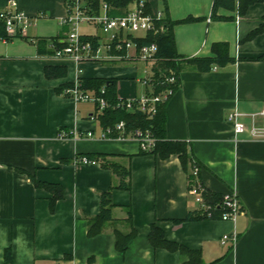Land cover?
I'll return each mask as SVG.
<instances>
[{
  "label": "crops",
  "instance_id": "1",
  "mask_svg": "<svg viewBox=\"0 0 264 264\" xmlns=\"http://www.w3.org/2000/svg\"><path fill=\"white\" fill-rule=\"evenodd\" d=\"M69 1L18 0L34 19L26 36H9L0 23V264H6L7 250L11 264H182L178 251L152 246L154 223L168 240L200 251L205 264H264V138L247 133L237 138L227 118L238 110L251 124L250 114L264 108V32L250 37L263 23L264 2L251 4L244 15L220 8L218 15L227 19L215 20L214 0H146L171 21L201 18L174 26L184 62L180 87L165 107L166 137L186 144L210 193L222 197L235 188L244 207L235 223L216 216L179 224L175 221L199 210L188 193L192 163L186 169L177 154L162 158L141 153L134 140L102 138L100 122L92 118L95 107L63 92L74 82L77 67L82 78L118 79L122 97L150 90L138 82L143 62L78 65L53 56L52 41L65 38L61 21ZM85 25V36H102L92 30L96 26ZM216 43H226L234 61L207 70L190 62L214 58ZM47 67L66 74L49 77ZM255 123L264 126V117L256 116ZM61 129L72 135L60 137ZM79 156L97 163H75ZM106 161L130 170V190L116 187L120 178L102 165ZM31 177L57 187H38ZM111 187L117 223L90 236L89 219L100 214L102 195ZM56 188H62L63 197L52 207ZM132 225L137 235L121 253L113 227L128 233ZM234 230L236 244L223 243Z\"/></svg>",
  "mask_w": 264,
  "mask_h": 264
},
{
  "label": "built area",
  "instance_id": "2",
  "mask_svg": "<svg viewBox=\"0 0 264 264\" xmlns=\"http://www.w3.org/2000/svg\"><path fill=\"white\" fill-rule=\"evenodd\" d=\"M99 9L84 0H71L67 3V14L62 19L61 25L67 26L63 41L54 40L50 47L53 56L57 59H71L78 65L85 62L114 63L120 61L143 62L144 74L138 82L150 88L148 92L139 97H122L117 95L115 101L106 97V88L103 86L99 91L85 89L82 86V68L77 67L76 78L71 86L64 89V94L72 97L76 102H87L95 106L96 113L93 119L108 109L126 108L128 111H139L149 119H153L158 111V105L166 103L174 95V86L178 85L180 76L170 68L165 72L166 86L157 94L152 93L155 66L158 62V44L142 43L149 35H157L163 31L162 21L165 18L162 11L151 10L146 0H133L127 6L125 12L120 15H111V5L107 0H98ZM237 20H240L238 16ZM34 19L21 9L18 0H8L0 8V23L9 36H26L33 25ZM85 24L96 26L102 36H85L81 27ZM246 114L235 110L228 114V120L233 124L234 133L239 135L247 133L251 138H264V126L255 123L256 116L264 117V108L250 114L251 124H247L243 117ZM75 135V133H73ZM72 133L66 129L59 131L60 137H70ZM76 136V135H75ZM92 136V133H88ZM102 138L126 140L131 139L139 144L140 150L150 152L154 150L157 139L150 129L127 130L125 121H120L114 126L102 128ZM75 163L96 164L87 156L76 157ZM206 186L201 174L200 164L194 163L191 167L188 193L198 204L202 215L213 217L215 211L220 212V218L225 221L236 222L244 211L238 191L234 188L224 194L217 203L207 201L205 197ZM238 240L237 231L227 233L222 242L231 241L233 246Z\"/></svg>",
  "mask_w": 264,
  "mask_h": 264
},
{
  "label": "trees",
  "instance_id": "3",
  "mask_svg": "<svg viewBox=\"0 0 264 264\" xmlns=\"http://www.w3.org/2000/svg\"><path fill=\"white\" fill-rule=\"evenodd\" d=\"M8 0H0V8L3 7ZM111 5L110 14L111 15H120L123 14L131 2V0H107ZM94 8V10L99 9L98 0H89L88 1ZM255 2H264V0H214L212 18L215 20H224L227 19L225 16L218 15L220 8H225L228 10H238L240 15H244L249 6ZM201 18L196 17H186L184 19L171 21L168 17H165L161 22L163 25V31L157 35H149L146 40H143L142 43H152L156 42L158 44V62L155 66V77L153 80L152 93L157 94L163 90L166 86L165 83V72L173 68L177 74L180 76V71L182 68V63L184 59L176 50L175 36H174V26L181 23H188L199 20ZM1 25V24H0ZM264 32V20L260 27L254 31L250 37H254L260 33ZM47 41L46 39H43ZM213 52L215 53L214 58H194L190 62L195 64L201 70L209 69L214 63L224 65L229 62L234 61L229 55L228 45L226 43H216L213 45ZM264 59V55L260 57ZM46 74L49 77L55 76H64L66 74L65 69L58 67H47ZM82 86L85 89H95L99 91L103 86L106 88V97L115 101L117 98V88H118V79H106V78H82ZM68 87L71 85H67ZM180 87V80L178 85L174 86V90ZM64 89V87H61ZM166 103H161L158 105V111L153 119H149L145 114L141 112H130L126 108L117 107L114 109H108L104 113L98 116L100 126L102 128H107L109 126H114L120 121H125L127 125V130L141 128L143 130L150 129L155 138L157 139L156 146L154 150L150 152L141 151V153H156L162 158H168L173 154L179 155L182 165L187 169L188 163H198L188 155L187 147L184 142L180 141H170L166 137ZM95 160L96 159H92ZM104 166L111 168L114 173H116L120 180L119 184L116 185L117 188L130 190V170L117 162H103ZM191 173L189 174V178ZM31 180L38 187H45L46 189H53L57 185L46 184L38 182L35 177H31ZM111 187L107 192H104L102 195V208L100 214L89 219V228L88 234L90 236H95L101 233L109 224L117 223V220L113 217V208L114 204L111 200ZM63 197L62 188L55 189V196L52 200V207L56 200ZM205 197L207 201L211 203H217L221 200L222 197L215 196L208 191L206 188ZM221 211H215V214L212 218L220 216ZM211 219V217L204 216L198 212L194 216H189L186 219L176 220V223H182L186 220H200V219ZM128 222L132 224V215L129 209ZM113 231L116 235V248L121 252L125 253L128 249L130 241L136 237L137 231L134 226H131V230L128 233H123L117 227H113ZM149 240L154 248H165L170 251H178L183 258L182 264H205L202 260V255L200 251L192 250L186 247L183 244L170 241L166 238L164 230L159 227L157 224H153L149 234ZM5 262L6 264H11L12 256L10 250H7L5 253Z\"/></svg>",
  "mask_w": 264,
  "mask_h": 264
},
{
  "label": "rangeland",
  "instance_id": "4",
  "mask_svg": "<svg viewBox=\"0 0 264 264\" xmlns=\"http://www.w3.org/2000/svg\"><path fill=\"white\" fill-rule=\"evenodd\" d=\"M85 26H86V25H85ZM85 26H84V25L82 26V31H84L83 27H85ZM92 30H94V31H99V32L101 33V31H100L99 29L97 30V28H93V27H92ZM130 62H132V63H136V61H130ZM138 63H139V62H138ZM138 66L140 67V71H139V72H140V73H139L140 75H139V76L141 77V76H143V74H144L143 71H144V68H145V67H144L143 64H138ZM84 103H85V105H86L88 108H94V107H95V106H94L93 104H91V103H87V102H84Z\"/></svg>",
  "mask_w": 264,
  "mask_h": 264
}]
</instances>
